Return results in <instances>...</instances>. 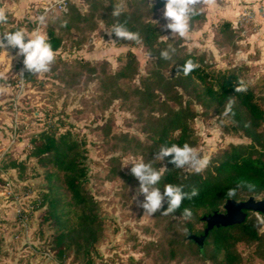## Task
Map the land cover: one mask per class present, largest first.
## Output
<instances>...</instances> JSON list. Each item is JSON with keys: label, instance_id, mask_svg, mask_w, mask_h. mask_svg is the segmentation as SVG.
Wrapping results in <instances>:
<instances>
[{"label": "rangeland", "instance_id": "obj_1", "mask_svg": "<svg viewBox=\"0 0 264 264\" xmlns=\"http://www.w3.org/2000/svg\"><path fill=\"white\" fill-rule=\"evenodd\" d=\"M116 7L155 23L160 40L174 49L170 58L160 63V48L154 53L141 42L133 46L110 37L112 26L106 19L119 18L112 15ZM163 7L164 0H0L8 16L0 23V34L14 27L29 32L40 27L46 33L55 30L62 40L48 72L25 71L24 77L23 58L15 49H0V264L85 260L75 250L56 256L55 226L39 223L47 208L43 199L48 183L32 152L33 141L47 130H70L86 144L85 184L102 222L94 264H217L187 239L183 219L144 213L139 182L130 168L143 159L165 172V159H155L159 148L154 137L161 119L181 106L193 114V149L209 162L232 144L250 143L233 133L230 121L213 106L198 99L176 65L183 54L193 53L216 70L237 69L264 106V0H198L204 18L192 17L187 37H172L162 27ZM45 12L46 23L39 25L36 17ZM224 22H230L231 30L222 31ZM129 51L138 64L124 75ZM15 162L22 168H12ZM182 170L193 172L187 166ZM252 216L263 221L262 214ZM23 217L28 235L23 234ZM238 251L253 264H264L256 244L241 243Z\"/></svg>", "mask_w": 264, "mask_h": 264}, {"label": "trees", "instance_id": "obj_2", "mask_svg": "<svg viewBox=\"0 0 264 264\" xmlns=\"http://www.w3.org/2000/svg\"><path fill=\"white\" fill-rule=\"evenodd\" d=\"M138 12H121L119 18H107L110 26L120 23L129 30L138 32L144 46L152 52L165 50L167 42L160 40V33L155 23L142 21ZM196 17L204 18L199 11ZM230 22H224L222 31L231 30ZM11 28L10 30H13ZM9 30V31H10ZM48 38L55 52L62 47V40L55 30H49ZM133 46L137 41H125ZM191 60L196 67L187 75L180 73L184 83L193 88L203 104L213 106L217 113L230 121V129L235 134H243L250 143L232 144L214 156L205 170L196 173H184L169 163L165 157L167 169L161 175L158 187L163 191L167 183L182 185L185 191L197 189V195L182 202L180 208L169 213L186 223L187 230L198 236L203 235L206 223L202 218L214 212H224L227 200H246L251 196L264 199V106L258 99L255 87L249 83L237 69L216 70L193 53L179 57L178 64ZM127 71L138 64L136 56L129 51L125 55ZM160 63L163 58H159ZM243 81L247 90L236 91L237 84ZM193 114L187 105L172 111L161 119V125L154 137L155 145L188 143L194 147L197 137L191 126ZM32 157L44 170L48 183V193L44 196L47 205L39 216V223L52 222L55 226L54 249L56 256H66L75 250L78 257H84L83 264H94L92 257L102 234V222L98 203L90 194L85 184L88 176L86 165V144L76 139L67 130L63 133L47 130L33 141ZM12 168L22 164L12 163ZM22 168V167H21ZM232 191L230 196L228 193ZM166 206V205H165ZM191 209V216L182 215L183 208ZM247 220L241 225L215 228L205 240L203 255L217 264H253L238 251L241 243L256 244L258 254L264 260L263 221L247 213ZM201 225L200 228H197ZM262 249V250H261ZM200 251V250H199Z\"/></svg>", "mask_w": 264, "mask_h": 264}, {"label": "clouds", "instance_id": "obj_3", "mask_svg": "<svg viewBox=\"0 0 264 264\" xmlns=\"http://www.w3.org/2000/svg\"><path fill=\"white\" fill-rule=\"evenodd\" d=\"M120 14V7L113 9V16ZM198 14V0H164L163 17L166 22L162 27L168 30L172 37L177 35L187 37L190 32V21L193 16ZM7 19V13L0 9V23H6ZM36 20L39 25H44L46 12L37 15ZM107 33L110 37L114 34L116 38H122L125 41L139 42L140 40L138 32L131 31L120 23L114 24L110 30H107ZM8 48L15 49V55L23 58L21 77H24V71L31 74L46 73L55 60V51L48 35L40 27L31 32L24 27H16L13 30L3 32L0 34V49L6 51ZM170 50L174 51L171 45L168 49L161 50L160 57L169 59ZM176 67L177 72L187 75L196 65L189 59L183 64H177ZM235 90L238 92L246 91V83L240 81ZM165 157H170L169 163L173 164L174 167L184 168L187 166L196 173L201 172L209 163L207 156L199 155L188 143L162 145L155 159L160 161ZM162 168L165 167L162 166ZM130 172L139 182L137 194L143 196V199L139 201V206L144 210V213L149 215L157 212L172 213L181 207L184 200H190L198 194L196 188H192L189 192L185 191L182 185L172 183L165 184L162 188L163 191H161L157 185L161 180L162 171L154 168L151 163L144 162L143 159L132 163ZM228 194L231 196L233 193L230 190ZM191 214L190 208H183L182 215L185 218L190 217Z\"/></svg>", "mask_w": 264, "mask_h": 264}, {"label": "water", "instance_id": "obj_4", "mask_svg": "<svg viewBox=\"0 0 264 264\" xmlns=\"http://www.w3.org/2000/svg\"><path fill=\"white\" fill-rule=\"evenodd\" d=\"M248 212L264 215V199L251 196L246 200L229 199L224 205V212H214L202 218L206 223L203 235L189 232L187 239L196 243L204 251L205 240L215 228H226L241 225L247 220Z\"/></svg>", "mask_w": 264, "mask_h": 264}, {"label": "built area", "instance_id": "obj_5", "mask_svg": "<svg viewBox=\"0 0 264 264\" xmlns=\"http://www.w3.org/2000/svg\"><path fill=\"white\" fill-rule=\"evenodd\" d=\"M65 1H67V0H64V2ZM64 7V4L63 3H61V8H63ZM25 72V71H24ZM23 75H24V73H23ZM24 218V217H23ZM25 220H24V225L23 226H25V232L23 233V234H25V235H28L29 234V230H28V228L26 227V224H25V221H26V218H24Z\"/></svg>", "mask_w": 264, "mask_h": 264}]
</instances>
